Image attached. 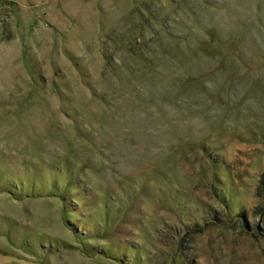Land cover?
<instances>
[{"label": "rangeland", "instance_id": "374dc122", "mask_svg": "<svg viewBox=\"0 0 264 264\" xmlns=\"http://www.w3.org/2000/svg\"><path fill=\"white\" fill-rule=\"evenodd\" d=\"M0 264H264V0H0Z\"/></svg>", "mask_w": 264, "mask_h": 264}]
</instances>
